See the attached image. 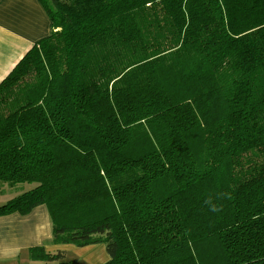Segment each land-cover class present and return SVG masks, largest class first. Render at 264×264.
Segmentation results:
<instances>
[{
    "label": "trees",
    "instance_id": "16d2710c",
    "mask_svg": "<svg viewBox=\"0 0 264 264\" xmlns=\"http://www.w3.org/2000/svg\"><path fill=\"white\" fill-rule=\"evenodd\" d=\"M39 1L51 32L0 81V216L44 206L104 264H264V0Z\"/></svg>",
    "mask_w": 264,
    "mask_h": 264
},
{
    "label": "crops",
    "instance_id": "0c3cea01",
    "mask_svg": "<svg viewBox=\"0 0 264 264\" xmlns=\"http://www.w3.org/2000/svg\"><path fill=\"white\" fill-rule=\"evenodd\" d=\"M50 32V21L39 0H0V81L33 44ZM13 196L7 191L0 193V205ZM34 247H43L49 253L73 252L90 264L109 260L103 244L81 248L52 244L51 225L44 206L26 216L18 213L0 216V264H61L31 262L27 251Z\"/></svg>",
    "mask_w": 264,
    "mask_h": 264
},
{
    "label": "rangeland",
    "instance_id": "374dc122",
    "mask_svg": "<svg viewBox=\"0 0 264 264\" xmlns=\"http://www.w3.org/2000/svg\"><path fill=\"white\" fill-rule=\"evenodd\" d=\"M30 187V186H29ZM2 189V188H1ZM5 190H8V188L6 187ZM7 194H9V192L7 191ZM71 262V263H70ZM66 264H72V263H76V264H87L86 262H84L81 258H79L76 254H74L73 252H70L67 254V259L64 262ZM90 264V263H88Z\"/></svg>",
    "mask_w": 264,
    "mask_h": 264
}]
</instances>
